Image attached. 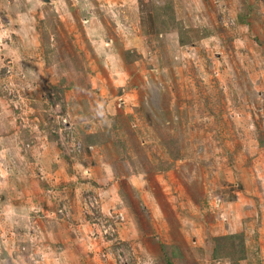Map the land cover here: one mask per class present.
Here are the masks:
<instances>
[{"label":"rangeland","instance_id":"rangeland-1","mask_svg":"<svg viewBox=\"0 0 264 264\" xmlns=\"http://www.w3.org/2000/svg\"><path fill=\"white\" fill-rule=\"evenodd\" d=\"M0 264H264V0H0Z\"/></svg>","mask_w":264,"mask_h":264},{"label":"built area","instance_id":"built-area-1","mask_svg":"<svg viewBox=\"0 0 264 264\" xmlns=\"http://www.w3.org/2000/svg\"><path fill=\"white\" fill-rule=\"evenodd\" d=\"M218 201H219V200L217 199V203H218ZM111 225H112V224L110 223V224H109V227H110V229H111V231H112V230H113V226L111 227Z\"/></svg>","mask_w":264,"mask_h":264},{"label":"trees","instance_id":"trees-1","mask_svg":"<svg viewBox=\"0 0 264 264\" xmlns=\"http://www.w3.org/2000/svg\"><path fill=\"white\" fill-rule=\"evenodd\" d=\"M173 18V17H172Z\"/></svg>","mask_w":264,"mask_h":264}]
</instances>
